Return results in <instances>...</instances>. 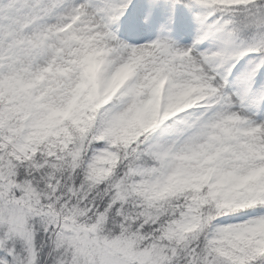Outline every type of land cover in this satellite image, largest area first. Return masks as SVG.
<instances>
[{"label": "snow or ice", "instance_id": "snow-or-ice-1", "mask_svg": "<svg viewBox=\"0 0 264 264\" xmlns=\"http://www.w3.org/2000/svg\"><path fill=\"white\" fill-rule=\"evenodd\" d=\"M0 264H264V0H0Z\"/></svg>", "mask_w": 264, "mask_h": 264}]
</instances>
